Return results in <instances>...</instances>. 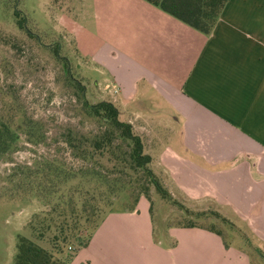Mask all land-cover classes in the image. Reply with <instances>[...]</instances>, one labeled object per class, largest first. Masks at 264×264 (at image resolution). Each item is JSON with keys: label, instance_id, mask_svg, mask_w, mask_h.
Returning a JSON list of instances; mask_svg holds the SVG:
<instances>
[{"label": "crops", "instance_id": "obj_1", "mask_svg": "<svg viewBox=\"0 0 264 264\" xmlns=\"http://www.w3.org/2000/svg\"><path fill=\"white\" fill-rule=\"evenodd\" d=\"M139 5L128 35L117 30V62L101 61L121 116L170 191L230 214L250 249L201 226H169L157 242L141 200L109 212L67 264H264V0H228L208 35Z\"/></svg>", "mask_w": 264, "mask_h": 264}, {"label": "rangeland", "instance_id": "obj_2", "mask_svg": "<svg viewBox=\"0 0 264 264\" xmlns=\"http://www.w3.org/2000/svg\"><path fill=\"white\" fill-rule=\"evenodd\" d=\"M143 2L0 0V113L3 114L9 105L19 112L15 120L18 142L0 156V264H13L18 235L33 238L30 222L36 214L44 215L49 210L38 200H27L20 192L17 193L16 182L9 176L20 166H35L43 158L58 160L78 169L83 163L71 154L63 142V131L68 128L85 134L98 131V125L86 116L82 100L77 98L81 92L68 80L67 68L63 63L67 61L70 75L85 86L84 94L89 103L110 101L117 107V93L112 92L115 82L101 61L104 56L112 62L117 60V30L125 31L128 35L132 18L139 15L136 13L137 6L145 4ZM15 10L21 12L25 28L38 37L40 44L30 38L28 31L20 28ZM57 46L58 57L54 52ZM125 116L122 115V119ZM24 118L40 121L45 137L43 143H28L22 129ZM156 164L154 162L152 165L154 172L170 191L168 178ZM12 192L16 195H12ZM174 193L171 192L176 200L195 208L188 199ZM141 200L149 210L152 208L157 242L164 237L165 229L186 218L185 212L163 199L146 178L131 182L115 197L106 202L103 200L101 207L106 214L114 210H132ZM106 203L111 205L106 207ZM212 210L233 219L228 213L203 206V211ZM94 220L97 219L82 222V229L76 234L79 241L70 242L59 255L60 258L69 259L82 244L85 245L90 233L94 232ZM198 224L213 225L218 231L233 237L241 234L245 238V248L250 249L247 236L251 233L241 223L233 228L209 214L202 217ZM51 240V235L47 234L39 243L50 249ZM235 241L238 244L239 240L235 238Z\"/></svg>", "mask_w": 264, "mask_h": 264}, {"label": "trees", "instance_id": "obj_3", "mask_svg": "<svg viewBox=\"0 0 264 264\" xmlns=\"http://www.w3.org/2000/svg\"><path fill=\"white\" fill-rule=\"evenodd\" d=\"M143 1L205 35L211 33L228 2V0ZM14 12L19 18L20 28L28 31L30 38L36 39L40 44L38 37L25 28L21 12L17 10ZM54 52L58 57L59 46ZM63 64L67 68L68 80L74 83L78 92H81L77 98L82 100L86 116L98 125V131L90 134L72 128L63 131V142L71 154L83 163L78 169L68 167L58 160L43 158L36 162L35 166H20L9 176L15 180L17 193L20 192L23 198L38 200L49 208L44 215L36 214L30 222L29 228L33 238L18 235L13 264H67L72 256L67 259L60 258L59 255L70 242L79 241L80 238L76 234L82 229V222L88 223L94 218L97 219L92 222L95 231L108 214L102 210L101 202L115 197L131 182H137L141 178H146L163 199L179 206L185 212L186 218L179 220L178 226L187 228L201 226L221 234L222 232L213 225L208 227L198 224L202 217L210 214L235 228V224L216 211H196L176 200L152 168L153 157L147 149L145 137L135 131L131 122L122 119L118 107L112 102L89 103L84 94L85 86L70 75L67 61ZM18 114V111L12 110L11 105L3 110V114L0 113V156L6 154L18 142V133L15 129ZM39 122L24 118L22 129L28 143L38 145L44 142L45 137ZM12 195L16 194L12 192ZM110 205L105 204L106 207ZM150 211L152 213V208ZM47 234L52 237L50 249L39 243ZM91 235L80 248L87 245Z\"/></svg>", "mask_w": 264, "mask_h": 264}, {"label": "built area", "instance_id": "obj_4", "mask_svg": "<svg viewBox=\"0 0 264 264\" xmlns=\"http://www.w3.org/2000/svg\"><path fill=\"white\" fill-rule=\"evenodd\" d=\"M106 88H108V89H109V88H110V86H109V85H107V86H106ZM112 92H113L114 94H116V93H117V90H116V89H113V90H112Z\"/></svg>", "mask_w": 264, "mask_h": 264}]
</instances>
